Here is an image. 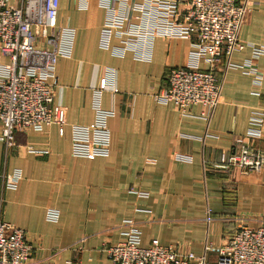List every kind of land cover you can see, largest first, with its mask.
<instances>
[{"label":"crops","instance_id":"crops-1","mask_svg":"<svg viewBox=\"0 0 264 264\" xmlns=\"http://www.w3.org/2000/svg\"><path fill=\"white\" fill-rule=\"evenodd\" d=\"M82 1L60 0L58 8L59 24L76 30L71 54L55 70L68 123L19 130L9 149L0 139L2 217L26 230L33 247L27 264H108L106 247L127 238L128 221L144 246L158 238L198 255L206 243H224L241 221L264 223V166L249 173L215 166L241 149L254 111L264 108V54L253 47L264 45V0H254L241 28L247 45L220 66L223 96L210 120L201 104L182 114L157 98L168 70L189 62L191 38L156 36L146 59L133 50L121 54L119 37L101 45L108 14L102 0ZM99 88L102 106L114 111L110 151L77 156L72 125L94 122ZM262 130L252 143L264 151V124ZM17 170V187H5L1 174ZM207 259L218 264L219 253L208 251Z\"/></svg>","mask_w":264,"mask_h":264},{"label":"built area","instance_id":"built-area-1","mask_svg":"<svg viewBox=\"0 0 264 264\" xmlns=\"http://www.w3.org/2000/svg\"><path fill=\"white\" fill-rule=\"evenodd\" d=\"M59 5L60 0H0V139L7 149L15 144L19 130L68 123L67 107L56 99L55 70L58 59L71 54L76 30L59 24ZM102 5L108 9L101 37L105 48L112 46L116 36L123 43L116 51L133 50L146 59L156 36L192 39L189 62L168 70L157 98L173 102L182 114L201 104V113L210 120L223 96L220 66L225 61L228 67L233 53L247 45L240 31L254 0H102ZM253 47L256 56L264 54V45ZM202 60L209 63L208 69L200 68ZM247 71L255 73L254 85L259 87L260 75L252 68ZM107 86L117 90L112 82ZM101 96L102 88L96 89L94 122L72 125V151L77 156L110 151L108 119L114 111L102 106ZM251 121L248 140L216 167L243 173L262 170L264 151L252 139L263 133L264 108L254 111ZM1 176L5 187L15 188L21 171ZM2 212L0 207V264H27L33 248L27 232L6 221ZM48 217L55 219L57 213L49 211ZM127 224V238L106 247L108 264H209L208 251L219 253L218 264H264V223L251 226L241 221L224 243H206L200 255L182 252L158 238L144 246L140 229L132 221Z\"/></svg>","mask_w":264,"mask_h":264}]
</instances>
